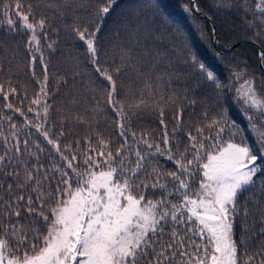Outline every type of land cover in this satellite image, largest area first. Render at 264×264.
I'll use <instances>...</instances> for the list:
<instances>
[{
    "label": "snow or ice",
    "instance_id": "6c2138e0",
    "mask_svg": "<svg viewBox=\"0 0 264 264\" xmlns=\"http://www.w3.org/2000/svg\"><path fill=\"white\" fill-rule=\"evenodd\" d=\"M115 2L106 0L99 8V22L91 31L87 25L72 27L96 73L109 84L107 103L118 116L116 126L122 140L115 153L111 141L99 133V146L86 137L84 149L79 148V141L76 150L71 144L62 148L63 130L53 139L48 126V65L40 48L41 35L47 39V21L30 19L32 6L25 13L19 0L14 5L5 3L0 13L12 31L18 20L20 28L29 32L28 50L34 48L40 54L44 71L27 112L10 101L9 97L20 95L11 81L7 89L0 83L3 108L23 118L18 127L13 115L0 116V125L8 122L7 133L0 129V175L15 182V188L13 183L4 188L6 196L0 194V264H264V251L259 260L247 251L241 255L234 236L235 218L241 212L247 217L249 204H254L260 215L259 235L264 236V206L254 196L244 205L238 204L239 197L254 191L258 180L264 184V92L257 89L255 77L245 78L232 96L244 126L232 120L226 108L222 109L207 125L197 126L195 134L185 133L187 144L183 151L176 139L182 128V109L178 110L177 127L171 137L160 109L162 143L147 134L137 136L126 130L128 117L116 99L113 78L120 68L111 72L102 68L98 55L103 20ZM239 6L245 13L258 15L264 23V0H258L254 9L247 7V0H240ZM193 7L200 11L198 6ZM216 7L218 11L232 12L236 4L233 0H217ZM185 10L191 12L193 8L185 6ZM12 11L17 20L11 18ZM255 35L259 39V32ZM48 47L52 49L53 43ZM259 56L264 63V51ZM192 60L218 93L232 91L231 82L223 83L195 56ZM36 61L37 56L32 55L33 76ZM245 76L247 69L232 74L235 80ZM24 96L27 97L26 92ZM23 102L19 101L21 105ZM143 103L141 100L136 107ZM205 128L215 129L214 135H205ZM24 129L29 130L28 136L34 129L50 146L47 155L54 158L47 167L40 163L44 147L40 141L22 138L20 132ZM158 158L171 162L175 170L164 168ZM197 178L198 187L193 188ZM149 190L159 196L151 198L147 195ZM26 191H30L27 196ZM260 199L264 201V196ZM22 212L43 221L45 230L37 228L34 221L21 223Z\"/></svg>",
    "mask_w": 264,
    "mask_h": 264
},
{
    "label": "trees",
    "instance_id": "16d2710c",
    "mask_svg": "<svg viewBox=\"0 0 264 264\" xmlns=\"http://www.w3.org/2000/svg\"><path fill=\"white\" fill-rule=\"evenodd\" d=\"M16 2L17 0H0V13L3 12L5 3L14 5ZM19 2L25 13L28 6H32L33 15L30 19L43 18L47 21V39L41 35L40 48L44 54V62L48 65V126L53 139L63 130L65 137L61 138L62 148L71 144L76 150V142L79 141V148L84 149L87 147L86 137H91L93 145L99 146L96 139L99 133L105 140L111 141V149L115 153L122 140L116 126L118 116L107 103L109 84L96 73L85 46L72 32L73 26L84 25L91 31L99 22L97 12L106 4V0ZM233 2L236 4L235 11L223 12L218 11L217 0H116L103 20L98 55L102 68L110 72L115 67L120 68L119 74H113V78L117 86L116 99L127 113L126 130L136 132L137 136L147 134L153 141L162 143L164 129L160 123V109H163V120L170 137L172 130L177 127L175 118L178 110L182 109V128L176 139L181 142L180 150L183 151L187 144L185 133L191 131L195 134L197 126L207 125L222 109L226 108L231 119L244 126V118L233 105L232 96L235 89L248 77H255L257 89L264 92V69L259 64V49L264 51V23L258 15L245 13L239 6L240 0ZM257 2L258 0H247V7L254 9ZM194 5L200 11H196ZM185 6L193 10L186 11ZM204 15L211 18L215 25L216 44L213 41L212 26ZM10 16L17 20L14 11L10 12ZM257 32L260 34L259 39L255 35ZM29 35V32L20 28L18 20L16 30L12 31L5 18L0 15V83L7 89L11 81V86L20 95L9 99L25 112L44 78L40 54L34 48L32 51L28 50ZM236 41L243 43L232 46ZM49 43H53L52 49L48 47ZM32 55L37 56L35 76L30 67ZM192 56L196 57L198 63L213 70L223 83L231 82L232 91L225 89L223 94L218 93L216 86L202 75ZM240 69H247V76L239 80L233 79V72ZM20 100L24 101L22 105ZM141 100L143 105L136 107ZM4 103L0 96V116L13 115L17 126L22 125L23 118L4 109ZM32 115L29 113L30 118ZM0 129L7 133L8 122L0 125ZM28 131L22 130L21 137L40 141L45 149L40 163L47 167L49 160L54 158L47 155L51 150L50 146L34 129L31 130V136H28ZM214 133L215 129L205 128V135ZM245 134L247 135V130ZM30 147L35 150L34 145L30 144ZM2 151L3 145L0 142V152ZM158 159L164 168L175 170L171 162L164 158ZM8 183H13L15 188V182L11 178L0 175V194L6 196L4 188ZM192 186L198 187V178L193 181ZM54 188L55 180L53 190ZM28 194L30 191L25 192V196ZM147 195L155 199L159 193L153 195L149 190ZM253 196L257 203L264 206V201L260 199L264 196V184L259 180L253 192L239 197L238 204L244 205ZM248 208L250 214L247 217L243 212L237 214L234 236L241 255L247 251L249 255L255 254L259 260V254L264 251V236L259 235L261 218L254 204H249ZM33 221L42 232L45 230L43 221L22 212L21 223Z\"/></svg>",
    "mask_w": 264,
    "mask_h": 264
},
{
    "label": "water",
    "instance_id": "95a60500",
    "mask_svg": "<svg viewBox=\"0 0 264 264\" xmlns=\"http://www.w3.org/2000/svg\"><path fill=\"white\" fill-rule=\"evenodd\" d=\"M193 1H194V0H193ZM200 15H203V14L200 13ZM204 16H205V15H204ZM205 18L207 19V21L209 22V24H211V26H212L213 41H214V43L216 44V43H217V37H216V28H215V25L213 24V21L211 20V18H209V17H207V16H205ZM240 43H243V42H242V41H236V42H234V43L232 44V46L238 45V44H240ZM232 46H231V47H232ZM261 51H263V50L260 48V49H259V53H260ZM259 64H260V66L264 69V64L261 63L260 56H259Z\"/></svg>",
    "mask_w": 264,
    "mask_h": 264
}]
</instances>
